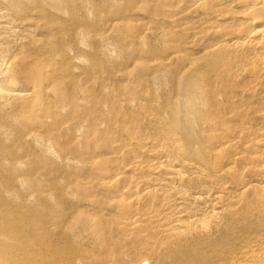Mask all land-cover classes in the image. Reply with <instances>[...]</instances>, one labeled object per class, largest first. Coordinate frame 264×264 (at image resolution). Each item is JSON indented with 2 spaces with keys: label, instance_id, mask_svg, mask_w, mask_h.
Wrapping results in <instances>:
<instances>
[{
  "label": "bare ground",
  "instance_id": "bare-ground-1",
  "mask_svg": "<svg viewBox=\"0 0 264 264\" xmlns=\"http://www.w3.org/2000/svg\"><path fill=\"white\" fill-rule=\"evenodd\" d=\"M39 255L264 264V0H0V264Z\"/></svg>",
  "mask_w": 264,
  "mask_h": 264
},
{
  "label": "rangeland",
  "instance_id": "rangeland-1",
  "mask_svg": "<svg viewBox=\"0 0 264 264\" xmlns=\"http://www.w3.org/2000/svg\"><path fill=\"white\" fill-rule=\"evenodd\" d=\"M147 35H149V34H147ZM75 41H77L76 43L74 42V44H77L76 45V47L78 46V51L81 49L82 50V52H89V51H91L90 50V48L85 44V43H83V42H81L80 40H79V37L75 40ZM81 43V44H80ZM74 47H75V45H74ZM119 48V47H118ZM118 48H117V46H116V50H118ZM80 50V51H81ZM88 50V51H87ZM68 57L69 58H71V60H72V63L73 64H75L76 62H78V61H76L75 60V58L72 56V54H69L68 55ZM75 60V61H74ZM79 64V63H78ZM77 63H76V65H78ZM75 65V66H76ZM81 65V64H80ZM80 65H78L79 67H81ZM129 67V66H128ZM77 70H82V68H79V69H77ZM113 70H115V69H113ZM78 71V72H79ZM81 72V71H80ZM79 72V73H80ZM115 72H117V70L115 71ZM28 260H34V261H36V262H41L42 264L43 263H47V261H48V258H42L40 255L39 256H33L32 258H30V259H27V260H23V262L26 264V263H28ZM141 261V259L140 260H137V261H135V260H133V261H130L131 263L133 262V264H134V262L135 263H139Z\"/></svg>",
  "mask_w": 264,
  "mask_h": 264
}]
</instances>
